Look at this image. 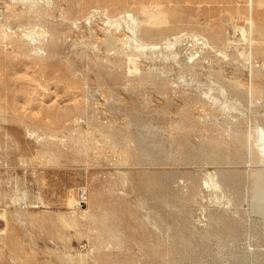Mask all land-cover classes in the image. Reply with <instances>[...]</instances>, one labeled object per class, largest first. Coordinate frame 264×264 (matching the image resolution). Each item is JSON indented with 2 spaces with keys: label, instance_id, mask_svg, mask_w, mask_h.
<instances>
[{
  "label": "rangeland",
  "instance_id": "374dc122",
  "mask_svg": "<svg viewBox=\"0 0 264 264\" xmlns=\"http://www.w3.org/2000/svg\"><path fill=\"white\" fill-rule=\"evenodd\" d=\"M0 25V264H264V0Z\"/></svg>",
  "mask_w": 264,
  "mask_h": 264
},
{
  "label": "bare ground",
  "instance_id": "6f19581e",
  "mask_svg": "<svg viewBox=\"0 0 264 264\" xmlns=\"http://www.w3.org/2000/svg\"><path fill=\"white\" fill-rule=\"evenodd\" d=\"M10 9H11V8H10ZM15 16H16V15H15ZM7 18H8V17H7ZM14 19H15V18H14ZM12 20H13V18H12ZM1 25H2V24H1ZM1 25H0V27H1ZM3 25H4V24H3ZM2 27H4V26H2ZM2 27H1V28H2ZM2 30H3V29H2ZM2 30H1V31H2ZM250 30H251V29H250ZM3 32H4V31H3ZM169 32H170V31H169ZM169 32H168V33H169ZM3 34H4V33H3ZM166 34H167V33H166ZM105 37L107 38V36H105ZM109 37H110V35L108 36V38H109ZM136 37H137V36H136ZM214 37H215V35H214ZM214 37H213V38H214ZM252 37H253V36H252ZM250 39H252V38H250ZM114 40H115V39H114ZM115 41H116V40H115ZM115 41H114V42H115ZM140 41H141V40H140ZM109 42H110V40H109ZM120 42H121V41H120ZM253 43H255V42H253ZM249 44H250V43H249ZM123 45H124V44H123ZM54 47H55V46H54ZM257 47H258V45H257ZM204 48H205V47H204ZM208 48H209V47H208ZM211 48H212V47H211ZM214 48H215V47H214ZM251 48H252V47H251ZM253 48H254V47H253ZM253 48H252V49H253ZM215 49H216V48H215ZM215 49H214V50H215ZM206 50H207V49H206ZM218 50H219V49H218ZM255 50H256V49H255ZM195 53H196V52H195ZM220 53H221V52H220ZM223 53H224V52H223ZM181 54H182V53H181ZM191 54H192V53H191ZM184 55H185V54H184ZM220 55H221V54H220ZM186 56H187V55H186ZM190 58H191V57H190ZM190 58H189V59H190ZM195 61H196V60H195ZM191 63H192V62H191ZM244 138H245V137H244ZM246 138H247V137H246ZM249 140H250V139H249ZM243 142H244V141H243ZM243 142H242V143H243ZM249 142H250V141H249ZM249 145H250V144H249ZM247 146H248V145H247ZM248 147H250V146H248ZM250 148H251V147H250ZM262 148L264 149V142H262ZM251 150H252V149H251ZM248 151H249V150H248ZM206 156H207V155H206ZM230 178H231V177H230ZM211 180H212V179H211ZM214 181H215V180H214Z\"/></svg>",
  "mask_w": 264,
  "mask_h": 264
},
{
  "label": "built area",
  "instance_id": "2783aa9c",
  "mask_svg": "<svg viewBox=\"0 0 264 264\" xmlns=\"http://www.w3.org/2000/svg\"><path fill=\"white\" fill-rule=\"evenodd\" d=\"M81 195H82V197H81V200L79 201V204L83 205L85 203L87 197H86V194H84V193Z\"/></svg>",
  "mask_w": 264,
  "mask_h": 264
}]
</instances>
